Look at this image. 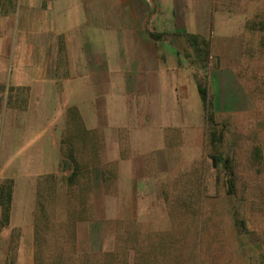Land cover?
<instances>
[{"label": "crops", "instance_id": "obj_1", "mask_svg": "<svg viewBox=\"0 0 264 264\" xmlns=\"http://www.w3.org/2000/svg\"><path fill=\"white\" fill-rule=\"evenodd\" d=\"M212 2L0 0V264H121L120 243L136 264L141 242L163 260L180 222L200 234L207 125L180 36L208 41L218 103L245 98L241 26Z\"/></svg>", "mask_w": 264, "mask_h": 264}, {"label": "rangeland", "instance_id": "obj_2", "mask_svg": "<svg viewBox=\"0 0 264 264\" xmlns=\"http://www.w3.org/2000/svg\"><path fill=\"white\" fill-rule=\"evenodd\" d=\"M212 7L215 14L219 12L232 18L235 26H241V52L232 73L245 98L237 92L238 99L233 98L228 106L218 103L212 82L217 67L214 56L202 68L203 58L194 56L186 34L180 36V57L190 62L197 83L207 91L211 107L205 114L207 144L200 163L199 187L195 183L199 203L196 195L193 200V218L196 223L197 215L200 216V234L194 235L193 229L184 231L187 227L183 220L180 244H172L173 252H167L160 260L150 252L152 243L141 242L136 244L137 250L133 246L136 252H128V256H135L136 264L138 257V264H264V0H213ZM229 34L218 27L212 29L215 38L227 40L231 38ZM210 113L212 124L207 119ZM214 157L220 159L217 165ZM188 188L185 187V199L190 203ZM76 215L79 214L74 210ZM130 245H117V251H122L121 264L127 254L123 252L125 246ZM73 262L98 263L96 257L84 256ZM63 263L61 259L49 264Z\"/></svg>", "mask_w": 264, "mask_h": 264}, {"label": "trees", "instance_id": "obj_3", "mask_svg": "<svg viewBox=\"0 0 264 264\" xmlns=\"http://www.w3.org/2000/svg\"><path fill=\"white\" fill-rule=\"evenodd\" d=\"M185 40L188 43V46H190L193 49L194 56L196 58L197 57L203 58L200 62H201L202 68L205 69L207 66V61H208L209 56H210L209 55L208 41L206 39L200 37V36L189 35V34H186ZM197 89H198V93H199V96H200V99L202 102V107H203L204 113L207 115L209 108H211L210 102L208 101L207 91L200 83H197ZM207 119L210 122V124L213 123V117H212L211 113L208 115ZM72 162H73V164H75L74 161H72ZM219 162H220V159L214 157V163L217 165V163H219ZM72 179L74 180V177ZM3 214H5V211L3 212ZM39 234H40V229L37 230V228H36V241H39ZM46 249L49 252L50 250H55L56 247L55 246L46 247ZM56 260L60 261L59 259H56ZM45 263H46V261H45Z\"/></svg>", "mask_w": 264, "mask_h": 264}]
</instances>
